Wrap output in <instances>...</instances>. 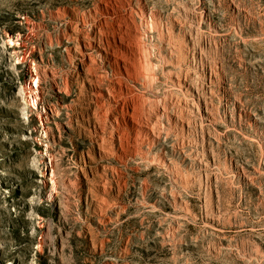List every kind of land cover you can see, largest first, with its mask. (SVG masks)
Returning a JSON list of instances; mask_svg holds the SVG:
<instances>
[{"label":"rangeland","instance_id":"rangeland-1","mask_svg":"<svg viewBox=\"0 0 264 264\" xmlns=\"http://www.w3.org/2000/svg\"><path fill=\"white\" fill-rule=\"evenodd\" d=\"M0 264H264V0H0Z\"/></svg>","mask_w":264,"mask_h":264},{"label":"bare ground","instance_id":"bare-ground-1","mask_svg":"<svg viewBox=\"0 0 264 264\" xmlns=\"http://www.w3.org/2000/svg\"><path fill=\"white\" fill-rule=\"evenodd\" d=\"M126 73H127V72H126ZM127 75H128V74H127ZM122 76H123V75H122ZM128 76H129V75H128ZM128 89H129V88H128ZM130 92H131V91H130ZM127 107H128V106H127ZM138 123H139V122H138ZM138 123H137V124H138Z\"/></svg>","mask_w":264,"mask_h":264}]
</instances>
